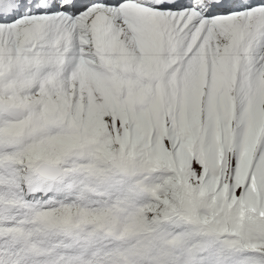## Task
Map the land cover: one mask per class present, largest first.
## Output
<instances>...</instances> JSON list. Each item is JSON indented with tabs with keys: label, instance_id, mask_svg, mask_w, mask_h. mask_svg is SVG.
Instances as JSON below:
<instances>
[{
	"label": "snow or ice",
	"instance_id": "1",
	"mask_svg": "<svg viewBox=\"0 0 264 264\" xmlns=\"http://www.w3.org/2000/svg\"><path fill=\"white\" fill-rule=\"evenodd\" d=\"M0 264H264V0H0Z\"/></svg>",
	"mask_w": 264,
	"mask_h": 264
}]
</instances>
